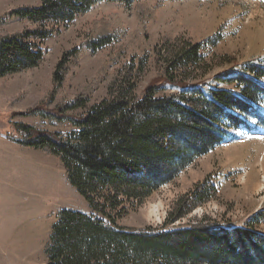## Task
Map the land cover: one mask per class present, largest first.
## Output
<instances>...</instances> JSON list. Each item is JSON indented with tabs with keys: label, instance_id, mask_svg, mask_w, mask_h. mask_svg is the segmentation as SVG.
Listing matches in <instances>:
<instances>
[{
	"label": "trees",
	"instance_id": "16d2710c",
	"mask_svg": "<svg viewBox=\"0 0 264 264\" xmlns=\"http://www.w3.org/2000/svg\"><path fill=\"white\" fill-rule=\"evenodd\" d=\"M134 1L44 0L38 7L12 10L8 17L36 27L0 37V79L37 67L43 55L37 41L51 37L55 30L49 26L66 25L100 2ZM108 43L101 38L90 49ZM152 63L158 74L140 94L135 93L136 84L114 79L105 99L67 118L75 128L68 135L13 123L18 136H5L59 159L69 184L92 211L58 214L44 246L46 264H264V235L256 231L264 211L241 227L206 217L170 227L214 198L218 184L209 185L208 179L177 201L162 226L132 229L118 224L131 208L220 146L230 133L249 129L251 122L264 128L262 66L247 63L240 72L205 77L201 44L176 46L167 41L155 46ZM55 79L59 82L60 74L55 73ZM86 102L85 95L76 97L60 108L57 119Z\"/></svg>",
	"mask_w": 264,
	"mask_h": 264
},
{
	"label": "rangeland",
	"instance_id": "374dc122",
	"mask_svg": "<svg viewBox=\"0 0 264 264\" xmlns=\"http://www.w3.org/2000/svg\"><path fill=\"white\" fill-rule=\"evenodd\" d=\"M43 1L0 0V37L35 29V24L8 14L38 7ZM49 27L55 30L51 37L37 41L43 54L37 67L0 79V187L12 193H0V212L8 210L6 219L1 218L9 223L1 225L0 264H46L44 246L58 214L62 210L92 213L69 184L59 159L6 139L8 133L18 136L11 129L13 123L68 135L75 128L67 118L105 99L114 79L136 84L135 93L140 94L158 74L152 54L164 41L176 46L201 44L205 77L237 73L247 63L264 68V0L100 2L66 25ZM101 38L110 43L90 49ZM59 63H63L60 69ZM55 73L60 74L59 82ZM214 87L232 86L215 83ZM80 95L87 98L84 108L64 111L60 115L65 119L58 120L60 108ZM260 107L264 111V103ZM207 179L209 185L218 184L214 198L170 227L200 222L203 217L241 227L264 211V129L251 123L249 131L230 133L220 146L131 208L118 224L132 229L162 226L177 201L196 186H204ZM20 205L29 208L24 216L17 209ZM256 231L264 235V220Z\"/></svg>",
	"mask_w": 264,
	"mask_h": 264
},
{
	"label": "crops",
	"instance_id": "0c3cea01",
	"mask_svg": "<svg viewBox=\"0 0 264 264\" xmlns=\"http://www.w3.org/2000/svg\"><path fill=\"white\" fill-rule=\"evenodd\" d=\"M1 189H2V187H0V193L4 192L6 196H7V195L12 196V193H11L10 191H8L6 188H4L5 190H1ZM21 199L24 200L23 196L21 197ZM5 206L7 207L8 205L5 204ZM7 208H8V207H7ZM17 209L20 210V212L23 214V216H24L25 212L29 211V208L26 210L25 205H20ZM19 210H18V211H19ZM5 214H6V215H5ZM7 215H8V210H6L5 213H2V214H1V212H0V230H1V225H2V223L4 224V227H7V225L9 224V223L5 220L6 217H7ZM2 216H3V217L5 216V219L1 218ZM9 219H12V215H9ZM3 220H5V221H3ZM14 229H15V228L11 227V232H12V233L15 231ZM12 233H11V234H12Z\"/></svg>",
	"mask_w": 264,
	"mask_h": 264
}]
</instances>
